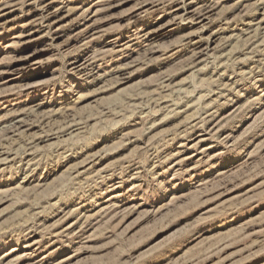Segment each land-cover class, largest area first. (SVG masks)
Returning <instances> with one entry per match:
<instances>
[{"label":"rangeland","instance_id":"rangeland-1","mask_svg":"<svg viewBox=\"0 0 264 264\" xmlns=\"http://www.w3.org/2000/svg\"><path fill=\"white\" fill-rule=\"evenodd\" d=\"M0 264H264V0H0Z\"/></svg>","mask_w":264,"mask_h":264},{"label":"bare ground","instance_id":"bare-ground-1","mask_svg":"<svg viewBox=\"0 0 264 264\" xmlns=\"http://www.w3.org/2000/svg\"><path fill=\"white\" fill-rule=\"evenodd\" d=\"M99 2V1H98ZM98 4V3H97ZM205 6V5H204ZM194 9V8H193ZM88 12V11H87ZM194 12H196V11H194ZM206 12V11H205ZM185 13H188V12H185ZM199 13V12H198ZM206 15V14H205ZM182 17V16H181ZM189 17V16H188ZM191 17V16H190ZM193 17V16H192ZM200 17V16H199ZM206 17V16H205ZM208 17V16H207ZM203 20V19H202ZM261 22V21H260ZM253 23V22H252ZM259 23V22H258ZM250 24V23H249ZM256 24V23H255ZM257 26V25H256ZM211 38V37H210ZM150 47V46H149ZM89 61L88 60H85L83 63H81V64H78V65H75L74 66V69L75 70H83L84 68H86L87 67V63H88ZM8 255V254H7Z\"/></svg>","mask_w":264,"mask_h":264}]
</instances>
